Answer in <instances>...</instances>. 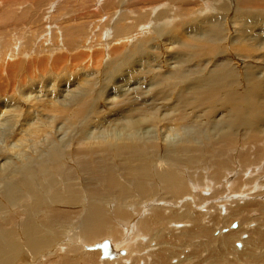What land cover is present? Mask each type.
Segmentation results:
<instances>
[{
    "label": "bare ground",
    "instance_id": "obj_1",
    "mask_svg": "<svg viewBox=\"0 0 264 264\" xmlns=\"http://www.w3.org/2000/svg\"><path fill=\"white\" fill-rule=\"evenodd\" d=\"M178 1L180 3V0ZM94 2H96V0H94ZM176 3L178 2L176 1ZM253 3L255 2H252V4ZM185 4L187 3L185 2ZM198 5L199 4L197 3V6ZM181 6L183 7V5ZM195 6L196 4L191 8L194 7L195 9ZM185 7L186 6H184V8ZM198 7H200V5ZM184 8L179 6L181 12L178 14L179 16L177 18H180V20L184 19L188 14L193 16L191 8L187 6L188 9H191V12L188 9L184 10ZM247 8L248 3L246 2L238 8L234 7L232 11H230V7L226 3L220 5L218 7V12H221V16L211 17L215 23L212 29L209 19H207L205 23L208 29H210V32H200L201 25L197 21L191 20L190 22L185 23L182 28L186 37L181 48L176 53L173 48L168 46L161 48V53L158 49H155V41L158 38H153L152 35L147 34L149 33L148 26L147 31H145L146 29L143 30V27H139L136 30L129 28V26L117 27L115 32V34L117 33L116 35L129 31L132 35L129 39L132 38L133 41L127 51V55L114 52V56L112 54L110 60L105 63L104 77L108 87L103 89V94L106 97L103 106L106 111H110V116L107 115L104 118L97 116V114L95 117L88 115L84 116L83 109L91 106L90 100L94 97V89H91V92L88 89L92 81H86L84 85L78 82L70 85V83L68 84L67 82L69 79H67L66 82L60 86V91H56L55 93H53V91L52 94H50L51 98H57L56 101L51 102V104H54L50 108L51 112L54 113V117L51 116L53 117V120L48 122L50 119L48 118V120H46L47 123L43 124L42 122H38L36 125H33L32 127H34V129L30 132H22L21 134L14 135L15 127L17 122H19L17 121L19 115L16 114V109H6L8 106L7 103H12L13 99L7 98L5 100H0V118L3 115V119H5L0 123V264H129V255H132V252L139 254V251L143 248L138 243L136 245L130 243L131 245H129V235L131 234H134V239L132 238V241L140 242L143 240L140 238L149 237V241L151 240L155 242L157 250L156 252L148 253L151 254V256L148 254L145 255V260L142 261H145V264H169L170 260V263H172V258H176L179 254L178 250L181 251V247L187 248L189 246H191L192 249H196V246L206 248V258L208 261L212 262V264H216L217 260H219L218 262L220 263L227 262L228 264H264V255L259 253V249L264 245V231L260 228H253L252 230H249V239L241 238L240 240L241 235L244 236L243 233L247 232L244 228L247 227L248 222L251 223L256 220L251 217L250 212L253 211V208L255 209L257 207L262 215L264 213V205L260 204L263 206L260 208L259 204L258 206H255L247 201H244V205H242V202H240L242 200L240 199H248L250 194L246 196L244 195V197H234L233 195H235L236 191L233 193L227 192L228 188L231 186L230 182L233 179L226 178H228V176L230 178V176L232 177L234 175H232L231 172L222 176L224 179H219L218 177L219 175L221 176L223 172L221 170L225 169L226 166L228 169L229 161H220L217 154H214V156L217 157V161L215 162L220 165L217 167H220L218 170L221 174L214 172L215 178L218 179H214V181L213 179H210V182L214 184V182L218 183L219 181L224 180L223 184L226 186H223L225 188L222 189H225L224 191H226L227 194H219L220 197H218V200H216L217 197L215 194L213 195L215 198L213 205L219 210H223L225 205H230V202L236 200V204H232L236 205V212L231 213L233 209L227 211V217L230 220L226 218V221H228L224 225V228L229 222H231L233 217L237 216L236 218L239 219L240 224H238V227L235 230H238V233L233 232L225 237L221 236L222 238L215 239L213 234L211 235L212 229L210 230V225L212 228L214 223H204V216L203 219L195 218L193 216L194 214L199 215V213L196 212L197 210H194V212L192 208L196 202L195 198H190L188 195H184L183 202L185 203L182 204L180 203L182 197H179L181 201L178 204H182L180 205L182 209L175 211L172 209L168 210L167 208L171 207L161 208L159 206L160 204H158V202L160 203V200H163L164 196L160 197L158 194L160 191H157L159 188L157 184L162 183L163 186L161 189H163L165 194H184L185 192H204L206 195L208 194V191H206L205 188H207V183L210 185V182L207 181V183L202 185L201 181L198 179H188V185H190L188 186L185 184L187 179H180V172L178 173L172 168V163L176 162L175 158L180 156V152H184L190 147H195V143L201 142L199 145L200 147H203L202 144H208L207 147L210 148L211 146L213 147V150L215 146H221L222 143H226V145L222 147L227 150L228 146L231 148L237 145V143L233 141L237 137L236 133H240V136L242 137L248 130V127L251 128V130L247 131L246 135L243 136L246 141H242L253 142L257 147L264 142V134L262 133V131H264L262 130L264 127L262 126L264 124V97L262 98V93H260L261 88H264V3L262 4V1H259L254 13L244 11ZM47 10H49V7L48 9L46 8V11ZM175 11L172 10L171 13ZM185 11H189L190 13H184ZM123 15H125V17ZM220 17H226L227 20L222 23L220 21L221 19H219ZM119 18L121 22H125L128 17H126L125 13L121 12ZM224 26H227L226 29L223 28ZM142 32H145V34L140 37L139 35L142 34ZM226 32L227 37H230L231 40L225 44L226 55L224 57L219 58L217 56H221L222 54H216L213 56L211 52L205 51V47L207 46H212V50L219 46V44L222 43V40H224L223 38ZM88 33L90 34V32ZM110 34H112V31ZM110 34L108 32L107 36H111ZM161 36L162 35H159L157 37L161 38ZM129 39H127V42L130 41ZM109 41L115 43V38ZM232 44L238 45L241 48L235 49L231 47ZM107 46H110V44H107ZM252 46L261 53L259 56L252 53ZM164 54H166V57ZM82 56L83 55H80V57ZM100 56V60H97V57L99 58ZM100 56L95 57V68L97 67V70L99 69V66L101 67L103 61H105L104 59L107 54L105 56V54L103 55L100 53ZM215 56L217 58H215ZM64 57L66 56L64 55ZM64 57L63 59L66 60ZM143 60L149 62L148 67L141 64ZM98 61L100 64H98ZM60 62H58V64H60ZM65 63L67 65V60ZM65 66L63 68L66 69L68 65ZM96 71L95 73H97ZM99 72L98 74H100ZM248 72L250 73L247 75ZM85 75L84 77H86ZM57 79L59 80V77ZM100 79L101 78L99 77V80ZM132 80H134L137 85V88L135 89H133L134 87L132 89L129 87V81ZM63 81L64 79L61 77V82ZM244 81H250V88L246 93L241 92V86L245 85ZM33 85L34 84L28 85L29 88L25 87L29 94L24 92L25 95L20 96L21 100L24 102L32 97L34 101H43L41 100L42 97L40 95L32 96V94H30L37 92L35 91V88L34 91L31 90ZM64 85H66L67 88H65ZM51 90L54 89L52 88ZM39 92L40 91L37 93ZM46 92L44 94H47ZM117 94L123 97L119 103L115 101V97L112 98L113 95ZM113 102L117 105L115 106L117 107V110H114L111 107L114 105ZM246 107H251L252 110L250 120L245 118L244 110ZM182 110L187 111L183 113ZM219 111L224 114V119L218 122L216 120V114ZM195 112H200L201 115L196 116ZM206 114L213 116L214 120L210 122L211 127L226 129L222 131L223 136L218 138V142L212 145L209 144L212 140H208L213 137L205 132V128L194 125V123H197L194 121V118H200L202 122L205 120L206 122H209ZM112 116L117 117L116 123H113V120L115 119H108ZM34 118H39V116ZM98 118L99 121L96 122ZM27 120L28 117H25L23 122ZM101 120L103 121L101 122ZM59 121L60 123L66 121V127L64 124L57 125ZM108 123L109 125L107 127L106 124ZM145 124L150 126L147 127ZM75 125L81 126V130L79 131L80 134L76 138V145L81 148L76 149V152L78 153L73 152L75 149L73 148L69 157L75 158V160L72 161V164L73 162L79 164L83 171L91 176H89L90 178L97 179H95L94 183H86V187H83L81 192L78 188L80 184L76 182L79 184L77 186V184L74 183L76 175L73 174V171L70 168H66V170H64V176H71V179L69 177V179L49 178V180L51 179L49 182L42 184L40 179H36V177H41H38V174L49 172V167L51 165L63 161V157L65 158L67 156L64 148L71 146V143L62 144L64 143L63 141L65 137H62L63 135L57 136V132L59 133L62 130L61 133H63L66 132L65 129L68 131L70 128L74 131ZM99 125H101V127ZM29 126H31L30 122ZM180 126L182 128L177 130ZM42 127L43 129H41ZM94 128L99 131L95 132L93 130ZM144 129H146V131H144ZM152 129H159L162 133L163 136L161 138L159 137L162 146L157 145L156 143L153 144L152 141L145 139V134L152 132ZM235 130H237V132H235ZM180 132H185V134L181 136ZM169 133L172 134L168 137ZM17 136L18 140L13 145L9 144V142L5 143L9 138L15 139ZM137 139L139 140L137 141ZM140 140H143L144 142ZM147 143L150 144L151 147H149ZM83 146H86V148L90 150H102H97L98 152H95L93 155L88 153L89 151H86L87 149L82 148ZM110 147H116V149L114 150ZM103 148H106L105 151L110 154L116 150L118 151L115 152L118 153L116 154V157L124 160L125 168L123 167V169L125 171V176L128 179H124L123 181L121 179L124 177L118 179L114 174L107 175V179H101L102 176L99 174L100 172L93 171V168L97 166L96 164L95 167H92L91 165L92 161L94 163L93 157L105 153ZM151 148L156 149L159 152L164 151V154H166L165 162H156L157 169H155V176L158 175L159 179H147L150 177L149 176L146 179H140V181L137 180L138 182L135 186L129 185V174L134 172L137 163H142L143 159H147L148 155L153 154V152H149ZM201 152L202 157H206V151L201 150ZM239 156L243 162L247 153H240ZM200 157L201 156L199 155L198 159ZM262 159L264 160L263 154H257L254 162L260 163ZM245 161H247V159ZM38 167L41 168H39L41 172H37ZM44 169H46V171H44ZM67 169L71 172H68ZM140 171L142 177L145 178V167L141 166ZM237 172L238 171L235 173L237 174ZM242 173L243 172L240 174L241 177L243 176ZM120 175H122V173ZM60 179L64 180L61 187L64 188L63 192L69 201L67 208L71 210L75 206L74 209L78 210L77 213L73 212L77 217L75 220L71 218L73 222L69 224L70 228L68 227L69 225L67 226L63 223L64 219L62 220L60 216L62 212H65L64 207L60 208L62 197L57 195L58 192L61 193L60 190L52 192L54 193L52 198H54L55 202L51 204H47L48 202L43 196H40L41 198L37 199V196L39 195L38 192L36 193L37 188L38 190L43 188L46 192H51V189L57 190L55 187L60 183L58 182ZM72 179L74 181H71ZM204 180V182H206V179ZM250 180L251 183L249 182V184L252 185L246 184V181L240 187L246 189V186L248 185L249 188L252 189L251 191L254 192L256 190L253 191L254 186H257L260 182L254 183L255 179L254 181L253 179ZM85 181L87 182L88 180L85 179ZM239 181L241 180H238L237 183L240 185L241 182L239 183ZM152 182L156 185L154 191H151V188L148 185V183ZM220 183L219 185L222 186ZM201 186L203 188H201ZM259 187L261 192L257 196L264 193L263 185ZM147 194H149V196H147ZM153 194L158 198L152 196ZM32 196H35L33 203L27 206L26 211L21 210V199L31 198ZM151 198L152 200L156 199V201H153L154 204L158 201L157 204L159 207L155 206L153 208L150 207V205L143 206L142 209H146L148 215L141 220H133L129 222L130 215V218H132L133 207H137L138 209L140 205L149 202ZM147 199L148 201H146ZM198 199L203 200V198ZM129 200H135L136 204L129 205ZM209 200H213L211 196L210 198L208 197L207 201ZM41 201L42 203H40ZM163 202L167 201L165 200ZM177 202L178 201L174 203V206H176ZM237 203H240L242 206H239ZM12 204H15L17 207L16 211L18 215L12 214L8 217L6 216L7 218L1 217L4 208L13 206ZM129 206H132V208L129 209ZM214 206H210V208ZM166 209L168 210V214H166ZM43 212H45V215H42ZM13 213L16 212L14 211ZM22 214L25 215V218H23L24 216ZM66 215L67 214L65 213L64 216ZM180 222L185 225L188 224V227L184 230L179 229L181 232L175 231L174 229L178 228L177 226L180 225ZM170 224H173L175 228L171 229V227H169ZM17 227L22 228L19 231ZM62 227L65 228L66 231L68 230L67 233L69 234L65 233L66 235H64V238L62 239H59V236L57 237L58 234L56 237L54 236V238L50 237L51 232L52 235L54 234V229ZM165 228L167 230H165ZM220 231H223V229H220ZM224 232H226V230H224ZM227 232L229 233L231 230L229 229ZM51 238H53V240ZM66 238L68 240L65 241ZM199 238L204 241L195 244L196 242L194 243V241ZM105 241L109 243L107 251L109 253L107 257L103 256L102 249L96 248ZM235 242L236 244H238V242L241 243L242 248L240 253L234 252L233 244ZM141 245L143 246V244ZM123 246L126 248L123 249ZM148 248L149 246H147V249ZM198 249L200 248L198 247ZM191 252L188 258L186 257L185 260L179 263L177 262V264H191L190 260L192 258L195 259L194 254ZM141 260H138L137 258L133 259V262L130 264H140ZM207 260H205V263L208 262ZM194 262L197 263L198 260L195 259ZM197 264L200 263L198 262Z\"/></svg>",
    "mask_w": 264,
    "mask_h": 264
},
{
    "label": "rangeland",
    "instance_id": "obj_2",
    "mask_svg": "<svg viewBox=\"0 0 264 264\" xmlns=\"http://www.w3.org/2000/svg\"><path fill=\"white\" fill-rule=\"evenodd\" d=\"M176 1L178 3H176ZM199 1L200 0H198V1H196V0H188V1L187 0H183V1L180 0V3H179L178 0H127V1L126 0H96V2H94V0H60V1H58V0H0V100H2V99L5 100L7 98L13 99L12 103L11 102L7 103L8 108L6 107V109L7 110H9V109L15 110L16 109L15 110L16 114L19 115V117L17 119V121H19V122H17V125L15 127L14 135L15 134H21L22 132H30L31 130L34 129V127H32L33 125H36V123H38V122H42L43 124L47 123L46 120H48V118H50L48 120V122H51L53 120V117H54L53 114L54 113L51 112L50 108L54 104H51V102L56 101L57 98H51L50 94H52L53 91H54L53 93H55L56 91H60V86L62 84H64L67 79H69V80H67V82H68V84L70 83V85L73 83L76 84L77 82L82 83L84 85V83L86 81H89V82L92 81V83H91L92 86L90 84L88 89L90 90V92L94 89L93 90V92H94L93 96L94 97H92L90 100L91 106L89 108L85 107L83 109V115L84 116L88 115V116L95 117V115L97 114V116H101L102 118H104L107 115L108 116L111 115L110 111H106V109L103 106V104L106 100V97L103 94V92H104L103 89H106V87H108V85L105 82V77H104L105 63L110 60V58L112 57V54L114 56V52H119L120 54L127 55L128 54L127 51L129 50L130 45L132 44V41H133L132 38L129 39V37L132 36L131 33H129V31L122 33V34L120 33V35H116L117 33L115 34V32H116L117 27L129 26V28H132L133 30H136L139 27L140 28L143 27V30L146 29L145 31H147V26H148V32L149 33H147V34L152 35L153 38H155V37L158 38L155 41V43H156L155 49H158L159 52L161 53L160 49L168 46V47L173 48L174 52L176 53L181 48L182 43L186 37V35L184 34V30L182 28V26L185 23H188L191 20L197 21L201 25L200 32H207V31L210 32V29H208V27L205 25V23H206L207 19H209L211 22V29H212V27L215 25V23L211 19V17L212 16H214V17L221 16V12H218L219 11L218 7L220 5L226 3L230 7V11H232V9L234 7L238 8L244 2H246V3H248V8L245 9L244 11L254 13V11L257 9V4L259 3V1H262V4L264 3V0H201L200 2ZM202 1H203V3H202ZM185 2L188 5L185 4ZM252 2H255V3L252 4ZM197 3L200 5V7H198L199 5L197 6ZM180 4L183 5V7ZM195 4H196L195 9H194V7L191 8ZM179 6L181 8H184V6H186L184 8V10L188 9L187 6L189 8H191L192 10L191 9H188V10L192 11V12L191 11L190 12L193 14V16H190V14H188L185 16L184 19L180 20V18H177L179 16L178 14H180V12H181V9H179ZM48 7H49V10L46 11V8L48 9ZM62 9L63 10L65 9V10L63 11ZM172 10H174V11L176 10V11L171 13ZM189 11H185L184 13H188ZM51 12H53V13H51ZM121 12L125 13L126 17H128L125 22L120 21L119 14ZM127 13H128V16H127ZM50 15H51V17H50ZM62 16H64V17H62ZM123 16L125 17V15H123ZM219 19H221L220 21L222 23L225 22V20H227L226 17H223V18L220 17ZM226 27L227 26H224L223 28L226 29ZM111 31H112V34H110ZM88 32H90V34ZM108 32L111 35L109 37L107 36ZM143 34H145V32H142V34H140L139 36L142 37ZM159 35H162L161 38L157 37ZM225 35L223 38L224 40H222V43H220L219 46H217L214 50H212L213 49L212 46H207V47H205V51L211 52V54L213 56L216 54H222L221 56L220 55L217 56L219 58L224 57L226 55V51H225L226 45L225 44H226V42H229L231 40L230 37H227V32L225 33ZM188 36H190V35H188ZM113 38H115V43H111V41H109L111 39L113 40ZM127 39H129L130 41L127 42ZM159 39H160V41H159ZM61 40H63V41H61ZM107 44H110V46H107ZM231 47H233L235 49L241 48L240 46L234 45V44H232ZM18 49H20V50H18ZM67 50H69V51H67ZM251 51H252V53H254V55H257V56H259L261 54L253 46L251 48ZM107 52L109 53V55ZM170 52H172V51H170ZM98 53H99V55H98ZM100 53H102L103 55L105 54V56L107 54V56L105 57V59H104L105 61H103L101 67L99 66V69L97 70V67L95 68V66H96L95 65V57L100 56ZM64 55L68 59L66 57H64ZM80 55H83L82 56L83 58L80 57ZM164 55L166 57V54H164ZM257 56H255V57H257ZM63 57L67 60V62H68L67 65L69 66V68L65 63L66 60H64ZM217 57L215 56V58H217ZM100 58H101V56L99 58L97 57V60H100ZM62 59H63V61H62ZM73 60H74V62H73ZM60 61H62V62H60ZM146 61L147 60H143L141 64L145 65V67H148L149 62H146ZM58 62H60V64H58ZM98 64H100V62ZM63 65L67 66V67L65 66L66 69L63 68L64 67ZM161 65H163V64H161ZM95 71L97 73H95ZM98 72L100 74H98ZM249 73L250 72H248L247 75ZM85 74H87V75H85ZM253 74H254V71H253ZM84 75L86 77H84ZM58 77H59V80L57 79ZM61 77H63V79H64L63 82H61ZM83 77L85 80L83 79ZM99 77L101 78L100 80H99ZM51 80H53V81H51ZM131 82H133V83H131ZM244 83H245V85L241 86V92L246 93V92H248V90L250 88V81L249 82L244 81ZM30 84H34L31 87L32 88L31 90L34 91V88H35V91H37V92L40 91L39 93L33 92L30 94H32V96L40 95L42 97L41 100H43V101H34L33 97L28 99V100H25V102L23 100H21L20 96L25 95L24 92L29 94V92L26 91L25 87L29 88L28 85H30ZM93 84H95V85H93ZM25 85H27V86H25ZM44 86H45V88H44ZM53 86H56V87H53ZM64 86H65V88H67L66 85H64ZM129 87H131V89L133 87H134L133 89L137 88V85L135 84L134 80L129 81ZM50 88L51 89L53 88L54 90H51ZM44 91L47 94H44L45 93ZM260 93H262V98H263L264 97V88H261ZM48 95L50 96V98ZM46 96H48V97H46ZM113 97L116 98L115 101H117V103H119L123 99V97H121L119 94L113 95L112 98ZM103 98H104V100H103ZM20 100L23 102H21ZM113 103H114V105H112V106L110 105V106L114 110H117V107H115L117 105L115 104V102H113ZM169 103H171V102H169ZM55 104H57V103H55ZM110 106H108V107H110ZM0 110H1V106H0ZM185 111H187V110H182L183 113H185ZM219 112H217V114H216V116H217L216 120L218 122L224 119V117H223L224 114L221 112L219 113ZM251 112H252L251 107H246L244 110L245 118H247L248 120L251 119V115H252ZM103 114H105V115H103ZM198 115H201V113L200 112L196 113V116H198ZM38 116H39V118H34V117H38ZM51 116H53V117H51ZM64 116H65V114H64ZM25 117H28V120L23 122ZM206 117H207V120L209 122H206V120L202 122L200 120V118L199 119L194 118V121L197 122V123H194V125L197 127L205 128V132H207L209 135H211L213 137V138H209V140H208V141L212 140L209 143L212 145V144H215L218 142V138L223 136L222 131H224L226 129H221V128L218 129V128L211 127L210 122H212L214 120L213 116L206 114ZM116 118L117 117L112 116L108 119L109 120L115 119V120H113V123H116L117 122ZM214 118H215V116H214ZM2 119H3V115L1 116L0 120H2ZM32 119H35V120H32ZM4 120L5 119L0 121V123H2ZM98 121H99V118L96 120V122H98ZM102 121L103 120H101V122ZM29 122H30L31 126H29ZM182 123H185V122H182ZM22 124H25V125H22ZM60 124H64L66 127L67 122L63 121L62 123H60V121H59L57 123V125H60ZM108 125H109V123L106 124L107 127H108ZM145 125H147V127L150 126L148 124H145ZM99 126L101 127V125H99ZM262 126H264V124ZM180 128H182V127L181 126L178 127L177 130ZM41 129H43V127ZM80 130H81V126L75 125L74 131H72V129L70 128L68 131L65 129L66 132H63V133H61L62 130L59 133L57 132V136L63 135L62 137H65L64 141H63L64 143H62V144H65V143L70 144L71 143V146L64 148L66 155H67L65 157L66 159L63 157V159H64L63 161H60L57 164L51 165L49 167L50 171L46 172L45 173L46 175L44 173L38 174V177L39 176H41V177H39V178L36 177V179H40L41 180L40 182H42V184L49 182L52 178L66 179L69 177L71 179V176H68V175L64 176V174H65L64 170H66V168H70L73 171V174L76 175L75 181L73 179L71 181H74V183L77 184V186L80 184L78 186V188H79V190H81V192L83 190L82 188L86 187V185H85L86 183H88V182L94 183L95 182V179H97V178H90L91 176L88 173L84 172L83 169L79 166V164H76L75 162H73V164H72V161L75 160V158L69 157V154H71V151L73 150V148H75L73 150V152H75V153H78V152H76V149L81 148V147H78L76 145V138L80 134V132H79ZM93 130L95 132L99 131L98 129H95V128ZM249 130H251V128L248 127L247 131H249ZM262 130H264V127ZM144 131H146V129H144ZM151 131L152 132L145 134V139L152 141L153 144L156 143L157 145L162 146L160 138L163 135L160 132V130L159 129H156V130L152 129ZM235 132H237V130H235ZM246 132L243 134V136L246 135ZM262 133L264 134V131H262ZM170 134H172V133H169L168 137ZM184 134H185V132H180L181 136ZM236 134H237V137L233 141L235 143H237L238 146L235 145V147L233 146L231 148L228 146L227 150H226V149H224V147H222V146L226 145V143H222L221 146L220 145L215 146V148L213 150V147H211V146H210V148L207 147L208 144L207 145L202 144L203 147H200L199 145L201 144V142H198V143H195V147H190V148L186 149L184 152H180V156L175 158L176 162L172 163V166H173L172 168L175 169V171H177L178 173L180 172V174H179L180 179H187L185 181L186 185L189 184L188 179H198L199 181H201L202 185H204V183H207V181L210 182L212 179H213V181H214V179H218V178L224 179V177H222V176H225L227 173L232 172V175H234V176H232V177L230 176V178H229V176H228V178L225 177L226 179H233L230 182L231 186L228 188L227 192L233 193L236 191L235 195H233L234 197H244V195L246 196V195L250 194L248 199L244 198L245 200L244 199H240L242 201L239 200L240 202H242V205H244V201L245 202L247 201L249 203L251 202V205L253 204L255 206H258V204L264 205V203H263L264 202V198H263L264 193H262L260 195L262 197L257 196L261 192L259 186L263 185V187H264V160L262 159L260 163L254 162L257 154H263V156H264V153H263L264 152V150H263L264 149V147H263L264 142H263V144L261 143L262 145L260 144V146L257 147L254 145L253 142L242 141V140H245V138L243 136H242L243 137L242 138L240 136V133L237 132ZM171 136H173V135H171ZM17 140H18V136L15 139L9 138L7 141H5V143L9 142V144L13 145L15 142H17ZM138 140L139 139H137V141ZM140 141L144 142L143 140H140ZM156 141H158V142H156ZM125 143H128V142H125ZM239 143H242V144H239ZM118 144H120V143H118ZM147 145L149 147H151L150 144L147 143ZM82 148L87 149L86 146H83ZM110 148H113L114 150L116 149V147H110ZM233 148L236 149L237 151L234 150ZM241 148H242V150H241ZM205 149H207L208 151ZM94 150L93 149L92 150L87 149L86 151H89L88 153H91L94 155L95 152L101 151L102 149L101 150L94 149ZM103 150L105 153H101L99 156L93 157L94 163L92 161L91 165H92V167H95L97 165L95 167L96 169L93 168V171L100 172L99 174L102 176L101 179H107V175H109V174H111V175L114 174V176H116V178H118V179H121L124 177L123 179H121L123 181H124V179H128V178H126L125 171L123 169V167L125 168L124 160H121L120 158L116 157V154H118V153H115V152H118V151L116 150L114 152H111V154H110V153L105 151L106 148H103ZM201 150L206 151V154H207L206 157H202ZM149 152H153V154H150L151 156L148 155L149 158L147 157V159H143L142 163H137L136 169L134 170V172L129 174V185L135 186L136 183L138 181H140V179L143 180L149 176L150 177L147 179H159L158 175L155 176L156 175L155 169H157V163L158 162H165L166 154H164V151L159 152L156 149H152V148L149 150ZM240 153H242V154L247 153V156L245 157L243 162L240 159V156H239ZM214 154H217L220 161H223V162L229 161L228 162V169L226 168L227 167L226 166L225 169L221 170V171H223L222 174L218 170V168L220 169V167H217V166H220V165L215 162V161H217L216 160L217 157H215ZM233 154H234V156H233ZM181 155H183V156H181ZM199 155L201 157L198 159ZM246 159H247V161H245ZM249 162H251V163H249ZM53 163H55V162H53ZM236 164H238V165H236ZM141 166L145 167V171H144L145 178L142 177V174L140 171ZM39 168L40 167L37 168L38 169L37 172L38 171L41 172V170H40L41 168L40 169ZM121 169H122V171H121ZM215 170H217V171H215ZM44 171H46V169H44ZM67 171H68V169H67ZM234 171L235 172L238 171L237 174ZM68 172H71V171H68ZM214 172L217 174L220 173L221 176L219 175L218 178H215ZM241 172L244 173V174L242 173V175H243L242 177L240 175ZM121 173H122V175H120ZM233 173H235V174H233ZM42 175H43V177H42ZM47 175H50V176H47ZM100 175H98V176H100ZM46 176H47V178H46ZM239 177H241V178H239ZM49 178H51V179L49 180ZM61 179L58 181L60 183L57 184L56 187L54 186L57 190L51 189L52 190L51 192H46L43 188H41V190L40 189L38 190V188L36 187L37 188L36 193L38 192V194H39L37 196V199H40L41 198L40 196H43L46 199V201L48 202L47 204H51V203L55 202L54 198H52L54 196V193H52V192L58 191V190L61 191V193L58 192L57 195L62 197L61 198L62 204H60V208L64 207L65 212H62L60 216H61L62 220L64 219L63 223L68 226L77 217V215L74 213H77L78 210L74 209L75 206L71 210H69L67 208L69 201L63 192L64 188L61 187V185L64 183L63 182L64 180H61ZM85 179H87L88 181L86 182ZM204 179H206V182H204L205 181ZM234 179L235 180L237 179V180L235 181ZM250 179H253V181L255 179L254 183L260 182V184H258L257 186H254L253 191L256 189L254 192L251 191L252 189L249 188L248 185L246 186V189H244V188L242 189V187H240L246 181H247L246 184H249V182L252 181ZM238 180H241V181H239V183L241 182L242 184L240 183V185H239L237 183ZM257 180H259V181H257ZM221 181H219L218 183L216 182L217 184L214 182V184H216V185H214L211 182H210V185H209V183H207L206 184L207 188H205L206 191H208L207 195L204 192H194V193L185 192L184 194H173V193L165 194L163 189H161L163 184L158 183L157 185L159 188L157 189V191H160V192H158V194L160 197L164 196V199L167 202H163V201H165L164 199L160 200V203L158 201L157 202H158V204H160L159 206L161 208L162 207H171V208H167V209L168 210L172 209L174 211L175 210H181L182 207L180 205L185 203V202H183L184 201L183 196L188 195L190 198H195L196 202L194 203V207H196V208H194V207H192V208H193V211L197 210L196 212L199 213V215L194 214L193 216L195 218H199V219H201V218L203 219V216H204V220H203L204 223H214L212 228L210 225V230L212 229L211 235L213 234V237L215 239H219L221 236L225 237L226 235H229L230 233H233V232L238 233V230L237 231L235 230V229H237L238 224H240L239 219L236 218L237 216L233 217L235 219L232 218L231 222H229V224L227 226H225V228H224V225L228 221V220L226 221V218L229 219L227 217V215H228L227 211H229V209H231V210L233 209L231 213L236 212V210H235L236 200L230 202L229 203L230 205H225L223 207V210L222 209L219 210L217 207H215L213 205L214 200H215V198L213 197L214 194L217 197L216 200H218V197H220L219 194H227V192L224 191L225 189H222V188L226 187L225 184H223L224 180L222 182ZM76 182H78L79 184ZM219 183L222 184V186L219 185ZM148 185L151 188V191L155 190L156 185L154 182L148 183ZM249 185H252V184H249ZM188 186H190V185H188ZM223 186H225V187H223ZM201 188H203V187L201 186ZM208 189L210 190V192ZM239 192L243 193V194H240ZM202 193H204V194H202ZM166 195H167V197H166ZM178 195H180V196H178ZM147 196H149V194H147ZM152 196H155V195L153 194ZM172 196H175L176 199H175V197H172ZM210 196L212 197L213 200L207 201L208 197L210 198ZM251 196H253V197H251ZM155 197H157V196H155ZM179 197H182L181 198L182 201ZM63 198H66V199H63ZM198 198H203V200L198 199ZM24 200H27V201H24ZM34 200H35V196H32L31 198H22L21 199V201H22L21 210L26 211L27 206L32 204ZM66 200H67V202H66ZM175 200L178 201L177 204L180 201H181L180 203H182V204H180V205L176 204V206H174V203L176 202ZM42 201L40 203H42ZM146 201H148V199ZM153 201H156V199L152 200V198H151L149 200V202L143 203L142 205L139 206L138 209H137V207H133L132 218H130L131 217V215H130L129 222L133 221V220L134 221L135 220H141L142 218H144L145 216L148 215V211L146 209H142L143 206H147V205L149 206L150 205V207H153V208L155 206L159 207L157 202L154 204ZM224 201H226V200H224ZM229 201H231V200H229ZM252 202H254V203H252ZM233 203H235V204L232 205ZM135 204H136L135 200H129V205H135ZM172 204H173V206H172ZM12 205L13 206H10V207L8 206V207L4 208V210L2 211L1 217L7 218L9 215H12V214L18 215L17 211H16L17 207L15 206V204H12ZM238 205L242 206V205H240V203ZM262 205H260L259 207L262 208L263 207ZM210 206H214V207L210 208ZM228 206H230V207H228ZM231 206L232 207L234 206V207L232 208ZM173 207H176V208H173ZM130 208H132V206H129V209ZM167 209H166V212H167L166 214H168ZM255 209L253 208V211L250 212V214H251V217L254 218V220L255 219L256 220L252 221L251 223L248 222V225L246 228L243 227L247 232L243 233L244 236L241 235L240 240H241V238L242 239L243 238L249 239V230H252L253 228H260L261 230L264 231V213L261 215L259 209L257 207ZM203 210H205V211H203ZM14 211L16 213H13ZM63 213L64 214L66 213L68 216L67 215L64 216ZM200 213H201V215H200ZM237 213H239V212H237ZM22 215L24 216L23 218H25V215L24 214H22ZM42 215H45V212H43ZM69 215H72V216H69ZM210 216L212 219L210 218ZM260 222H261V224H260ZM233 225H237V227L234 228ZM68 227L70 228V225ZM169 227H171V229L175 228V226L173 224H170ZM177 227H178L177 229H174L175 231L184 230L188 227V224L185 225L184 223L180 222V225ZM17 228L20 231V229L22 227H17ZM162 228H161V231H162ZM220 229L221 230L223 229V231H220ZM229 229L231 230V232L228 233L227 230H229ZM232 229H234V230H232ZM165 230H167V229L165 228ZM224 230H226V232H224ZM67 231L63 227L58 228V229H54V231H53L54 234L52 235V232H51L50 237L54 238V236L56 237V235L58 234L57 237L59 236V239L60 238L62 239V238H64V235L69 234V233H67ZM21 232H22V230H21ZM107 232H108V230H107ZM129 233H131V232H129ZM46 234H47V232H46ZM53 238H51V239L53 240ZM132 238L134 239V234L129 235V245H131V244L136 245L138 243L143 248H141V250L139 251L140 253L138 252L139 254H135L134 252H132L137 257H135L133 254L129 255V264L131 262H133V259H136V258L138 260L142 259L140 264H145V261L142 262L143 260H145V255H147L150 252H152V253L154 251L156 252V250H157L155 242H153L151 240L149 241V237L140 238V239H143L142 240L143 242L142 241H140V242L132 241L133 240ZM66 240H68V239L66 238L65 241ZM201 241H204V240L203 239L200 240V238H199L198 240L196 239V241H194V243L196 242L195 244H197V242L200 243ZM236 242L233 244L234 245L233 246L234 252L240 253L242 247L239 248L238 244H236ZM111 244H112V242H111ZM141 244H143V246ZM239 244H241V243H239ZM147 246H149L148 249H147ZM198 247L200 249H198ZM124 248H126V247L123 246V249ZM195 248L196 249H192L191 246H189L187 248L181 247V251L178 250L179 254L176 256V258H172V263H170L171 262V260H170L169 264H177V262L179 263V262L185 260L186 257L188 258L190 256L191 251H192L191 253L194 254L195 259L198 260V262L200 264H212V262L208 261L206 258L207 257V254H206L207 249L206 248L201 247V246H196ZM151 249H152V251H151ZM204 249H205V251H204ZM259 253L264 255V245H262L261 248L259 249ZM148 255L151 256V254H148ZM195 259L192 258L190 260L191 264H197L198 263V262L197 263L194 262ZM103 260H107V259H103ZM205 260H207L208 262L205 263ZM218 261L219 260L216 261L217 262L216 264H228L227 262H223V263L221 262L220 263Z\"/></svg>",
    "mask_w": 264,
    "mask_h": 264
},
{
    "label": "water",
    "instance_id": "obj_3",
    "mask_svg": "<svg viewBox=\"0 0 264 264\" xmlns=\"http://www.w3.org/2000/svg\"><path fill=\"white\" fill-rule=\"evenodd\" d=\"M233 227H237V225H233ZM238 247L241 248V244L238 243ZM99 249H102V253L104 257L108 256V248H109V243L107 241H105L104 243H102L99 247H96Z\"/></svg>",
    "mask_w": 264,
    "mask_h": 264
}]
</instances>
